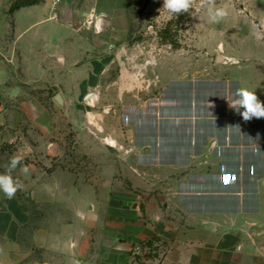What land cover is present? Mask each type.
<instances>
[{
  "label": "crops",
  "instance_id": "1",
  "mask_svg": "<svg viewBox=\"0 0 264 264\" xmlns=\"http://www.w3.org/2000/svg\"><path fill=\"white\" fill-rule=\"evenodd\" d=\"M17 1L0 0V174L20 157L12 175L30 192H0V264H152L135 255L152 241L157 264H264V118L230 106L241 87L264 103V55L224 37L201 54L140 40L146 0H43L11 15ZM54 89L126 103L127 134L96 150L107 165L95 185L54 170L53 144L7 150L23 140L21 110L33 121Z\"/></svg>",
  "mask_w": 264,
  "mask_h": 264
},
{
  "label": "rangeland",
  "instance_id": "2",
  "mask_svg": "<svg viewBox=\"0 0 264 264\" xmlns=\"http://www.w3.org/2000/svg\"><path fill=\"white\" fill-rule=\"evenodd\" d=\"M41 1L43 0H24L25 3ZM151 1L146 0L144 10L139 13V19L142 23L141 34L138 35L140 40L156 38L158 40L156 44L159 47L172 42V45H178L186 52L194 51L195 53L197 51L196 46H200L205 40L209 39L212 42L224 37L228 47L229 45L235 46L234 48L241 49L244 55L258 56L257 60H260V56L264 55V47L258 46L256 40L258 35L264 37V0H231L232 8L229 16L222 22L215 24L208 21L204 9L198 10L199 0L187 12L180 14H171L164 10V0H157L159 2L158 8L149 14ZM224 2L225 0H216L218 6ZM149 26L152 29H149ZM201 52L198 50L196 54H201ZM214 70L220 73L219 65L214 67ZM25 91L31 94V89L25 87ZM28 94L24 95L27 100L31 98ZM99 95L90 92L87 94H66L65 96L57 89L48 92L40 91L39 98L45 106L44 112L42 110L38 112L32 108L33 121H28V115L31 114L29 109L21 110V122L18 128L21 135L18 136L23 137V140H18L16 144L11 146L8 145L7 150L13 153L17 146L32 150L37 148L47 150L48 144H53L56 149L53 162L54 170H67L77 180L80 178V174H84L88 184L95 185L101 174V165H107L106 163H104L105 165L101 164L100 159L104 158L97 157L96 150L107 149L112 146L117 147L115 143V145L111 143V138L117 137L119 134L121 138L122 135L127 134V127L124 123L127 121L124 118L126 116L124 109L126 103L122 100L117 101V98H114L111 93L101 94V98L96 99ZM127 95L132 96L134 94ZM155 95L157 94H146V98L155 97ZM57 97L62 100L61 103L56 100ZM64 98L70 99V101L65 103L63 102ZM42 115L47 120L49 119L47 124L38 123V118ZM119 120L120 125L118 126ZM122 138L124 140L120 141L122 146L119 149H127L126 137ZM105 159L109 161L108 165H110L112 158L107 157ZM30 163L32 160L28 159L25 164L29 169ZM120 180L126 181L123 175H121ZM25 191L30 192V190L22 189L16 193L19 194V197H23L26 194ZM84 195L88 199L92 198L91 192ZM26 199L31 200V196L29 195ZM29 204L31 205V201ZM151 253L154 260L152 264H157L162 254L153 251ZM24 264H49V262L41 257Z\"/></svg>",
  "mask_w": 264,
  "mask_h": 264
},
{
  "label": "clouds",
  "instance_id": "3",
  "mask_svg": "<svg viewBox=\"0 0 264 264\" xmlns=\"http://www.w3.org/2000/svg\"><path fill=\"white\" fill-rule=\"evenodd\" d=\"M197 0H164L163 9L171 14H180L187 12L190 8L196 5ZM198 10L204 9L210 23H220L225 20L232 8L231 0H225L221 5L216 4V0H199ZM100 24L97 23V30ZM235 99L230 102V106L238 112L243 108L240 113L245 121L255 118H264V103H262L254 91L248 88H238L235 93ZM21 164V158L13 156L9 164L6 166V171L0 174V192L8 198L12 199L18 190H22L24 185L18 178H14L12 172ZM23 173H28L27 166L21 169ZM79 264V262H76Z\"/></svg>",
  "mask_w": 264,
  "mask_h": 264
},
{
  "label": "trees",
  "instance_id": "4",
  "mask_svg": "<svg viewBox=\"0 0 264 264\" xmlns=\"http://www.w3.org/2000/svg\"><path fill=\"white\" fill-rule=\"evenodd\" d=\"M42 2V1H41ZM41 2H33V3H25L24 0H19L18 2H16L10 9V14L13 15L15 12L23 9V8H26V7H30V6H33V5H36V4H39ZM172 44V42H169ZM174 47H178L177 45H175ZM142 248L144 249H148L149 250V255L151 257V251H154L156 250V248L154 247V242H148L146 245H141ZM157 256V255H156ZM139 264H142V262H140Z\"/></svg>",
  "mask_w": 264,
  "mask_h": 264
},
{
  "label": "built area",
  "instance_id": "5",
  "mask_svg": "<svg viewBox=\"0 0 264 264\" xmlns=\"http://www.w3.org/2000/svg\"><path fill=\"white\" fill-rule=\"evenodd\" d=\"M149 250L146 248H142V247H138L136 250H135V255L137 256H146L148 254Z\"/></svg>",
  "mask_w": 264,
  "mask_h": 264
},
{
  "label": "water",
  "instance_id": "6",
  "mask_svg": "<svg viewBox=\"0 0 264 264\" xmlns=\"http://www.w3.org/2000/svg\"><path fill=\"white\" fill-rule=\"evenodd\" d=\"M159 2L157 0L151 1L150 13H153L158 8Z\"/></svg>",
  "mask_w": 264,
  "mask_h": 264
},
{
  "label": "bare ground",
  "instance_id": "7",
  "mask_svg": "<svg viewBox=\"0 0 264 264\" xmlns=\"http://www.w3.org/2000/svg\"><path fill=\"white\" fill-rule=\"evenodd\" d=\"M115 143V142H114Z\"/></svg>",
  "mask_w": 264,
  "mask_h": 264
}]
</instances>
